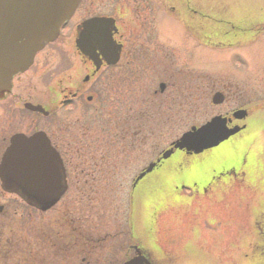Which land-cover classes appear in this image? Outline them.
Here are the masks:
<instances>
[{
  "label": "flooded vegetation",
  "instance_id": "obj_1",
  "mask_svg": "<svg viewBox=\"0 0 264 264\" xmlns=\"http://www.w3.org/2000/svg\"><path fill=\"white\" fill-rule=\"evenodd\" d=\"M200 2L81 0L62 29L74 65L53 70L42 93L23 90V74L13 78H20L19 88L13 94L12 86L2 108L11 121L8 131H20L24 125L15 119L22 116L17 110L21 108L31 116L29 134L44 133L61 160L66 190L54 208L65 202L69 190L81 191L83 208L55 220L63 223L62 234L77 243L72 246L70 239L69 246L54 252L52 264H122L136 251L150 264H191L189 258H178L153 243V226L158 222L152 206L160 207L162 218L172 207L199 206L204 201L228 207L234 201L245 203L250 213L244 216L250 231L245 264H264V209L256 221L251 214L252 207L264 204V159L260 148L252 153L250 147L255 136L237 138L239 132L228 139L224 143L237 138L233 147L244 148L223 160L214 159L204 172L192 165V158L203 153L193 156L175 151L172 157L179 153L175 159L171 157L164 166L160 161L136 181L159 156L157 145L151 142L159 136V128L171 118L182 124L198 113L206 115L216 93L222 96L217 107L233 102L232 109L216 114L228 121V127H245V131L250 122L264 121V97L257 109L261 112L252 116L254 101L243 88L237 93L215 83L199 85L200 46L221 50L245 42L242 34L227 36L208 26L212 17L200 12ZM256 29L260 35L264 26ZM89 37L93 39L90 44ZM100 37L109 40L108 48L95 43ZM24 103L38 105L44 112L27 111ZM236 110L246 112L240 121L231 119ZM6 141L0 140V151ZM137 159H141L139 166ZM163 182L167 188L162 190ZM243 189L252 191L254 197L235 199V192ZM124 190L126 199L121 194ZM203 217L212 225L208 239L219 241L221 237L214 232L219 220ZM221 240L222 248H193L198 264H231L230 239Z\"/></svg>",
  "mask_w": 264,
  "mask_h": 264
},
{
  "label": "rangeland",
  "instance_id": "obj_2",
  "mask_svg": "<svg viewBox=\"0 0 264 264\" xmlns=\"http://www.w3.org/2000/svg\"><path fill=\"white\" fill-rule=\"evenodd\" d=\"M200 1V12L205 15H211L210 17H212V23L210 25L208 24V26L215 27L218 31H221V33H226L227 36L234 33L242 34L245 42H243L241 46L224 48L221 50H205L200 46L199 74L203 78H200L198 83L201 87L208 86L209 83H215L217 87H221L222 85L228 86L232 92H239L241 88H243V91L248 92L247 94H249L254 101L252 103V116H256L261 112L257 109L261 107L259 103V101H262L261 97H264V32L259 35L256 29L260 24L264 26V0ZM207 21L208 20H206V22ZM66 35V32L63 30L58 40L48 45L38 54L35 58L34 65L29 71L23 74L21 81L24 82L23 90H26L27 93H42L44 88L48 85L49 76L53 70L60 72L64 71L67 65L68 67L71 66V63L74 65L75 60L71 58L68 39L65 38ZM19 79L13 81V94L17 92L19 88L17 84ZM153 87L156 88L157 85H153ZM13 94H11V96ZM10 99L11 97L7 100L10 101ZM4 103L5 102H0V140L2 138L8 139L16 132L29 135L33 124L31 122V116L25 114L24 110L21 108L17 110L22 116H17L15 119L24 125L20 126V131H8L11 121L8 120V116L6 117V115L2 113ZM233 107V102H229L220 107L209 105L206 108V115L200 116L198 113L195 119L187 118L186 121L183 119L182 124L180 122L174 123V118H171L165 125L159 128L156 132L159 136L151 142L153 145H157V150L160 152L166 149L171 141L179 137L180 134L185 132L190 126L202 124L205 120L216 115L218 112L229 110ZM248 128L249 129H246L245 132L240 133L237 138L241 134V136H255V143L250 146L253 147L251 152L255 153L258 148H260L262 151V158L264 159V121H257V123L250 122ZM237 138L232 139L228 143L221 144L211 151L204 152L199 157H193V169L199 167V169L195 170L204 172L210 167L209 165L214 159L223 160L237 154L238 151L240 152V150L244 148V145L241 148L238 146L233 147V143ZM5 145H7V141ZM2 151L3 149H1L0 155ZM177 155H179V153H177ZM177 155L174 156L172 160L175 159ZM166 163L167 162H165L163 166ZM140 164L141 159H137V166ZM131 174H125V176L131 177ZM125 180H128V178ZM165 183L166 182H163L160 185L162 190L167 188ZM126 193L127 191H122L121 194L123 199L127 198ZM79 194H81L79 190H69L64 198L66 199L65 202L58 205L55 210L39 215H36L35 212L28 211L26 209L27 207L20 202L17 197L4 194L1 191L0 205L13 211L14 213H12V215L15 216L14 219L25 218V212L29 213L31 216L30 219L34 223H40L42 220L45 222L49 219L50 221L59 211L64 209L69 211L82 209L83 202L80 201L81 196H79ZM234 195L235 199L236 197H247L249 199L254 197V193L247 189L235 192ZM234 202L235 203L229 207L219 204L213 205L209 201H204L199 206L172 207L167 214H165L166 216L162 218L160 217V212H157L159 206L152 207L153 218L156 215L158 223L156 227H154L155 225L153 226L154 229L151 240L154 244L156 242L158 248L162 246L168 252L174 253L178 258H189L191 264H198V260L195 259L196 254L193 252L194 247L200 246L206 251L218 245L222 248L224 241L221 239L224 237L229 238L231 264H245V255L250 252L246 246V238L250 235V231L247 229V224L244 223V216L247 214V206L242 201ZM256 206L251 208L253 221H256L260 212L264 209V204H258ZM155 212L157 213L155 214ZM161 214L163 215V213ZM249 214H247V216ZM204 215L207 218L217 217L216 220H219V223L217 224L216 222L217 225L215 224L216 228L214 231L218 232L216 236L219 235L221 237L219 241L213 242L211 239H208V236L211 235V233H208L210 230L208 226L211 227L212 225L203 217ZM2 221L9 226L11 224L8 223L15 224V222H10L4 217ZM155 236L157 239H155ZM141 242L146 246L143 240H141Z\"/></svg>",
  "mask_w": 264,
  "mask_h": 264
},
{
  "label": "water",
  "instance_id": "obj_3",
  "mask_svg": "<svg viewBox=\"0 0 264 264\" xmlns=\"http://www.w3.org/2000/svg\"><path fill=\"white\" fill-rule=\"evenodd\" d=\"M79 1L0 0V99L9 92L12 77L26 71L35 54L56 39L60 27L71 16ZM212 102L221 103V95H214ZM25 107L42 111L29 104ZM244 114L237 111L232 116L241 119ZM241 129L228 128L225 119L214 117L206 124L192 127L182 134L172 143V148L161 154V159H168L174 150L200 154L219 146ZM154 166L149 165L145 173H150ZM0 188L41 212L58 201L65 191L63 169L43 134L36 133L28 138L15 135L10 139V145L0 160ZM125 264L149 263L141 253H137L134 259Z\"/></svg>",
  "mask_w": 264,
  "mask_h": 264
},
{
  "label": "trees",
  "instance_id": "obj_4",
  "mask_svg": "<svg viewBox=\"0 0 264 264\" xmlns=\"http://www.w3.org/2000/svg\"><path fill=\"white\" fill-rule=\"evenodd\" d=\"M75 211L69 212L64 209L57 213L54 220L47 219L45 222L42 220L40 223H34L29 213L24 212L25 218L14 219L15 216L12 215L14 212L6 209L4 215L0 216V264H52L53 253L69 246L71 239L62 234L60 225L63 223L55 220L60 215L76 213ZM3 217L15 224L8 222L6 223L13 226L4 224ZM69 229L73 227L69 226ZM74 243L77 242L72 238L71 245Z\"/></svg>",
  "mask_w": 264,
  "mask_h": 264
}]
</instances>
